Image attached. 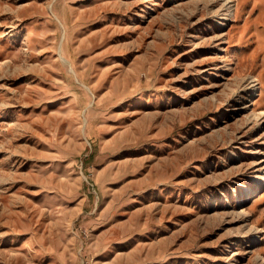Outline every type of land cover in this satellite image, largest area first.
Masks as SVG:
<instances>
[{
	"label": "rangeland",
	"instance_id": "rangeland-1",
	"mask_svg": "<svg viewBox=\"0 0 264 264\" xmlns=\"http://www.w3.org/2000/svg\"><path fill=\"white\" fill-rule=\"evenodd\" d=\"M226 1L0 0V264H264V0Z\"/></svg>",
	"mask_w": 264,
	"mask_h": 264
},
{
	"label": "bare ground",
	"instance_id": "bare-ground-1",
	"mask_svg": "<svg viewBox=\"0 0 264 264\" xmlns=\"http://www.w3.org/2000/svg\"><path fill=\"white\" fill-rule=\"evenodd\" d=\"M232 1V0H227L226 3L229 4V2ZM225 4V3H224ZM226 11H223L221 14V19H219V26L223 25L225 23V19H227V17L231 16V9H230V5H228L227 7H225ZM245 189L246 190H251V186L248 185V186H245ZM239 214V212H238Z\"/></svg>",
	"mask_w": 264,
	"mask_h": 264
}]
</instances>
